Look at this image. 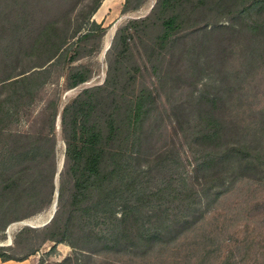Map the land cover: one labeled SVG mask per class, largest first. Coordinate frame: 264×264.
<instances>
[{"label":"rangeland","instance_id":"obj_1","mask_svg":"<svg viewBox=\"0 0 264 264\" xmlns=\"http://www.w3.org/2000/svg\"><path fill=\"white\" fill-rule=\"evenodd\" d=\"M36 1L0 0V80L30 69L51 72L41 77L46 85L32 105L8 103L16 118L3 137L20 157L43 137L38 157L13 172L23 176L22 189L44 186L48 192L53 186L55 193L52 204L35 215L43 203H32L30 195L5 217L0 211V247L12 258H35L38 264H264V41L248 28L256 16L248 22L240 17L245 0H102L93 15L100 0H40L42 7ZM23 12L31 15L27 25L21 23ZM59 12L68 14L69 42L45 68H34L52 56L44 27ZM176 14L180 27L160 46L163 22ZM76 71L90 79L68 89L67 77ZM85 90L95 92L101 110L118 111L121 130L114 146L132 150L126 204L136 209L125 214L135 226L131 230L129 222L125 237L111 233L109 247L80 235L55 243L47 232L20 234L29 226L43 231L59 211L61 185L73 188L62 114ZM1 91L4 99L8 91ZM139 98L144 118L131 134L126 116ZM52 103L58 108L54 129L46 111ZM212 118L224 124L215 151L200 137ZM234 147L253 156L254 170L241 173L236 165L234 178L202 203L187 194L179 198L191 188L206 192L215 171L198 166L211 151ZM119 204L121 218L125 207ZM195 204L199 209L187 208ZM151 222L162 229V241L135 245L134 238L141 240L137 232L151 229Z\"/></svg>","mask_w":264,"mask_h":264},{"label":"trees","instance_id":"obj_2","mask_svg":"<svg viewBox=\"0 0 264 264\" xmlns=\"http://www.w3.org/2000/svg\"><path fill=\"white\" fill-rule=\"evenodd\" d=\"M169 1L166 0L165 2L168 3ZM171 1L175 2L177 0ZM101 2L102 0L98 1L91 15L98 10ZM244 2L245 5L242 11L239 12L240 17L244 16L243 19H246L248 22L252 16H256L255 21H252V25H249L248 28L254 32L256 37L264 41V0H245ZM36 4L41 7L44 5L40 0L36 1ZM22 15L25 21L22 19L21 23L25 25L29 24V17L31 15L27 12H23ZM180 19L181 17L176 14L164 20L165 31L159 38L160 46H164L171 39L172 35L177 32L180 27ZM80 29L79 27L71 36L77 35ZM44 33L47 38L49 37L52 40L54 51L46 63L39 64L34 68H45L63 47L68 44L70 39L68 37V14H65V12L61 14L59 12L55 18H51L44 27ZM84 39L83 37L80 40L83 41ZM31 47L34 48L35 45ZM46 69L38 72H32L30 69L18 74H10L5 79L0 80V211L1 215L3 213V217L7 215L8 211L13 210L12 208L24 206L21 203V199L28 195H30L29 198L32 203H43L42 206L37 208L34 215L43 211L53 202L55 193L53 186L51 188L49 186L48 192L45 191L46 188L44 186L37 187L34 185L35 187H29L30 185H28V187L22 189L21 182L23 176L13 172L17 166L38 157L39 151H43L44 149L42 144L44 141L43 137L33 139L30 144V150L22 155L23 159L15 155L14 150L9 146L10 144L3 137L5 135L3 131L9 128L12 119L16 118L11 114V107L8 103L11 104L13 101H19L20 106H17L19 108L25 107L27 101H30L29 105H32L46 85L41 80V77L45 74L47 77L51 75V72L45 71ZM89 79L90 75L87 72H72L67 77V87L68 89L76 88L86 83ZM1 90L8 91L4 99L1 98ZM101 105L102 103L93 90H85L64 109L62 126L67 141L66 155L68 161H70L68 175L71 174L74 181L73 188H68L69 182H64L61 185L59 211L53 218V221H51L52 225H46L43 231L31 227L25 228L20 234L47 232L49 233L47 240L55 243H63L68 237L72 238L80 235L86 241L94 239L99 243L104 240L108 243L105 246L109 247L110 240L108 236L111 233L113 235L117 233L125 237L123 233L129 232L127 226L130 222L128 220L130 214H125V212H133L136 209L132 205L126 204L130 199L129 193L132 190L127 179L128 175H126L127 170H129L127 169L129 165L127 153L132 150L128 147L124 150L123 148L118 150L115 148L114 144L118 141L121 130L117 126L118 111L113 110L109 113L107 110H101ZM143 105L144 101L139 98L134 111L130 114L128 113L126 116V125L131 134H136L140 128V124L143 122ZM46 111L50 115V119L52 117L51 123L54 129L58 115L57 104L52 103ZM207 125L209 126L208 130H206L207 133L204 134L202 132L200 137L201 140L207 142L209 147L215 151V148H218L220 145L224 124L221 120L212 118ZM133 145H136V140ZM217 151H220V149ZM209 154V156L204 158L201 167L198 166L197 170L215 171L214 173H210L209 177L212 185L206 189V192H204L205 189L201 190L205 194L202 192L197 193V189L192 190L191 188L190 193L187 191L180 192L179 198L187 194L185 198L190 196L193 199L194 196V200L196 199L199 203H202L211 192H215L216 189H219L227 181L234 178L236 165L241 173L254 170L255 168L251 160L253 156L242 148H227L226 151L223 150L221 153H212L211 151ZM226 167L230 169L227 171ZM220 170H223V174H221ZM218 172H220V175L215 177ZM54 177L55 170L52 173V178ZM220 183L222 186H220ZM44 192L47 193V197ZM160 192L161 194L165 193V190H161ZM68 193L69 196L67 195ZM160 197L163 199V194ZM119 202L124 204L122 205L123 208L125 207L121 218L117 217L116 208L120 206ZM187 208L191 211H194L195 208L199 209L196 204L189 205ZM94 218L98 220H94ZM184 221L189 222L190 217L187 216L184 218ZM49 225L51 227H48ZM99 225H105V229H107L102 231L98 228ZM133 225L135 226V224L131 223V230ZM157 225L158 223H152L151 229H144L142 232L138 231L137 234H139L138 236H140L141 240L138 238V240H135L134 238V244L136 245L140 241H145L151 246L153 242L162 241V229L159 228V231H157L155 228ZM71 246L76 250L78 249L75 244H71ZM0 258L3 261L27 260V257L22 259L12 258L6 253L5 247H0Z\"/></svg>","mask_w":264,"mask_h":264},{"label":"crops","instance_id":"obj_3","mask_svg":"<svg viewBox=\"0 0 264 264\" xmlns=\"http://www.w3.org/2000/svg\"><path fill=\"white\" fill-rule=\"evenodd\" d=\"M62 251V250H60ZM39 260L35 259V258H29L27 260L24 261H15V260H11V261H3L0 258V264H38Z\"/></svg>","mask_w":264,"mask_h":264},{"label":"water","instance_id":"obj_4","mask_svg":"<svg viewBox=\"0 0 264 264\" xmlns=\"http://www.w3.org/2000/svg\"><path fill=\"white\" fill-rule=\"evenodd\" d=\"M53 218V217H52ZM52 220V219H51ZM29 227H32L33 228V226H29Z\"/></svg>","mask_w":264,"mask_h":264},{"label":"bare ground","instance_id":"obj_5","mask_svg":"<svg viewBox=\"0 0 264 264\" xmlns=\"http://www.w3.org/2000/svg\"><path fill=\"white\" fill-rule=\"evenodd\" d=\"M53 209V208H52ZM55 209V208H54ZM53 214V213H52ZM24 224H26V223H24Z\"/></svg>","mask_w":264,"mask_h":264}]
</instances>
